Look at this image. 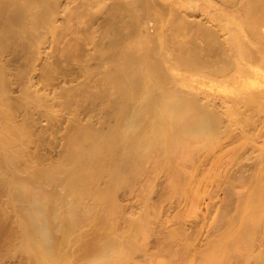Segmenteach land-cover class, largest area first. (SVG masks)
Wrapping results in <instances>:
<instances>
[{
	"label": "bare ground",
	"instance_id": "6f19581e",
	"mask_svg": "<svg viewBox=\"0 0 264 264\" xmlns=\"http://www.w3.org/2000/svg\"><path fill=\"white\" fill-rule=\"evenodd\" d=\"M51 1L56 0H0V56L14 47L17 42L21 44H19V47L25 46L24 43L26 44V41L28 43L29 41L34 42L31 41V39L38 37L36 32L37 28L43 24H48V22L50 23L52 20L51 18L54 19L53 11L54 7L56 8L57 5L54 6L55 4ZM226 2L228 8H237L238 14L235 12L236 15L230 13L231 16H233L232 19H227L225 15H221L219 18H212L219 23L223 22L225 27H230L232 24L235 25L233 28L229 29L234 48L233 56L225 51L226 56L224 57L221 53L216 52L215 48L203 52L197 45L193 43L186 44L176 40L174 37V39L172 38L167 42L160 41V47H158V49H141V46H139L141 43L139 44L135 41V43L131 41V43L126 42V36L123 35L124 33H121L123 31H121V23H119L120 25H113L114 20H111L112 17L107 25L108 28L105 29L107 31H105L104 34V36L109 39L108 46L104 47L99 42L96 50L99 53L97 54L102 56L106 55L103 54L105 53L104 51L108 50L107 52H113L112 49H117L119 47V51H117L118 49L116 50L117 53L114 51L113 54L109 52L111 55H107L108 64L110 66L106 69L104 79L107 82L106 84H109L111 88L110 90H105V88L102 92L99 90L100 97L104 104H111L113 108L112 115L113 117L115 116V123L113 122V127L109 128L106 132L95 130L92 124L90 126L75 125L74 130L71 133L68 132L69 134L67 135V137H69V141L67 140V142L69 143L65 145V147H67V149H65V158L60 164L53 166L50 165L44 166L45 168H40L39 164L37 165L36 162L38 160L37 153L30 150L32 141H39L41 138L39 131L37 132L33 128L36 125L30 126L26 124L28 122L27 119L26 123H16V111L20 108V105L22 106L21 103L24 104L25 102H21V98L18 101L8 97L7 90L12 80H7L8 75H5L6 72L4 69L8 68L10 64L5 68L7 65L5 64V66H3L0 60V131L2 133L0 138V149L1 147L5 149V152L3 150L4 153L0 154V184L7 189L6 191H8L12 198L11 202L17 203L16 208L11 213H1V209L3 208L0 207V254L8 243L11 242L10 244H12L11 239L16 237L15 235L18 233L20 238L17 240L20 239V243L18 242L19 248L17 249L27 254L29 260H35V264H75L79 262L78 259L80 260L81 257V259L84 260V264H134L131 259V254L133 247L136 245V237L137 235L139 237L140 233V236L145 235L143 234L145 233L143 229L145 230L147 226H143L144 222L137 220L131 222L128 227L133 228L134 233H131V228L126 230L125 227L124 229L126 232L124 229L122 231H116L117 227H114L115 225L113 226V224H116L114 218H118L120 214L119 206L114 201L113 191H115L114 188L116 186H120V184L132 177L135 178L137 174L139 175V173H141L140 168L142 164L144 162L146 163L147 160L150 161V159L158 161L161 165L163 164L162 166H166V168L170 165V168L172 167L171 164L174 159L173 161L171 160L173 157H177V153H179V155L181 153L182 156L184 155L182 161H187L190 159V154L192 156L193 151L191 150L195 149L194 152H196V156L198 155L200 161H202L201 163L198 162L201 164V166L199 165L201 171L200 174L198 173L199 176L196 177L197 179L200 177L201 180L204 181V176H211L209 170H213L221 160L230 159L227 160V164L226 160L221 161L223 163L225 162L224 164L228 167L230 163L233 162L232 160H234V158L238 156L242 157L243 154L246 155L245 152L247 153L248 150L254 149L253 151L255 152V150H257L256 153L258 152L257 154H260L259 157L261 156V164L258 162L254 169L258 170L259 167H261L257 172V177H260L261 174L262 178L264 170V95L261 94V90L257 92L252 90L253 88L251 89L253 81L249 79L236 81L237 86L233 88L235 91L232 90L222 95L220 103L216 101L215 98L210 100L208 97H206V99L204 97L205 102L203 98H197V96H192L190 99L188 95H184L180 90V92H178L177 88L174 89L175 87H172V89L167 86L170 75L165 68L166 54H170L174 57L177 65L184 69L193 71L205 70L216 77H226L234 68L239 66L241 59L249 58L252 55L243 41L245 32L248 34L250 33L251 38L255 40L254 42H256L258 46V51L261 53L259 65L264 67V31L262 30L264 28V0H226ZM132 3L134 6L132 5L133 7L130 9L135 12H137L138 8L140 11L144 10L146 12V9L149 7L148 0H132L131 4ZM118 5L119 4H117L116 7H118ZM121 10H123V8ZM120 16L122 17V15ZM134 20L135 19H133V21ZM120 21L121 18L119 22ZM136 21L137 20H135V22ZM186 22V20L181 21L180 19L178 33L182 34L188 29L186 26L188 22ZM124 23H126V21ZM130 25H132V23ZM197 31L211 41L217 37L216 32L206 26L198 25ZM42 36L39 37L41 38ZM15 47L14 49L16 50ZM25 48V50H27L29 46ZM22 50V52L28 51H24V47ZM27 53L30 54V52ZM13 61L14 60H12V62ZM21 69L19 70L22 71L23 69ZM17 72L18 70L15 73ZM254 73L255 72L252 74ZM254 75H256V73ZM22 78L24 79V75ZM225 82L224 80L222 83L224 84ZM219 87L220 86L217 88ZM241 87H243V89ZM249 89H251V92L248 91ZM224 91L226 93L227 89ZM72 94L70 96L75 97V95ZM96 94L99 95L98 93ZM78 96L79 95L76 97L78 98ZM87 96H90V94H87ZM94 96L97 98L95 94ZM110 96H116V99L114 98V100L111 101ZM185 96L188 97L186 98ZM74 97H71V99L75 100ZM71 99L69 100L74 102ZM77 100L79 99L75 101L77 102ZM70 101L68 103H71ZM90 102L92 103V101ZM90 102L88 103L90 104ZM210 104L213 106L212 109L209 108ZM22 107H24V105ZM27 108H25V110ZM47 110L46 113L51 114L53 110L52 106H49ZM256 116L261 117V125L255 124L250 127L252 125L251 122ZM51 122H53V120ZM54 124L55 123L52 125ZM35 128L38 130L37 126ZM56 129H58V127ZM193 143L197 144L194 149L192 147ZM85 144H87V146ZM190 147L192 148L190 149ZM181 149L184 150V154L180 151ZM191 159L188 162H190ZM174 162L172 165L176 164ZM188 162L186 163L184 161L183 164L187 165L189 164ZM21 163L25 164V170L29 175L26 179L21 178V176L19 178V175H17L16 168H18ZM245 165H247V163H245ZM179 169L182 171V168ZM143 170L146 169L144 168ZM72 172H80L81 176L79 175L80 178L77 181L72 182L71 178H68L69 175H71V177L74 175V173L71 174ZM196 172L198 171L194 173ZM181 173L183 174L184 172L182 171ZM181 173L179 171L177 175L181 176ZM187 173L186 169V174ZM214 174L216 175L217 173H213V175ZM200 175H202L203 178ZM187 178L191 179L189 176ZM56 179L63 182L62 184H65V188L67 189V192H64V194L66 193L65 195L61 194L63 199L66 197L67 193H69L71 197L68 196L71 201H65V199L63 200L60 196L56 198V195L54 197L53 193H48L49 191L46 192L42 190V188L38 189H41L40 191H36L40 182H53ZM73 179L74 178H72V180ZM179 179L180 177L178 180ZM206 179L208 178L206 177ZM235 181L237 182L236 179ZM205 182L202 183V181H200L198 187L201 186L202 188V184L205 185ZM262 182L263 181H261V183L259 181H252L251 183L253 184L251 187L249 186L250 190L248 194L245 196L241 195L240 197V199H242L241 202H238L241 210L238 219L240 225L239 230L237 229V232L232 235L226 234L227 236H225L223 234L224 237L221 238L223 241H220L219 244L216 243V245L211 247L206 253L203 252L205 254L203 255L204 257H201L202 260L199 264H222L224 260L223 257H226L224 254H226L225 251L227 247L232 245L233 242H237V244L238 242L242 243L245 247L247 245L249 246L252 243L249 241L256 235L258 228H264V183ZM196 183L197 182H195L194 185ZM240 184L241 183H238L237 185ZM233 185L237 186L236 183ZM237 187H241V185ZM230 188L229 190H231ZM202 189L199 192H202ZM186 191H188V189ZM232 193H234V190ZM184 194L186 195V192ZM58 197L60 198L58 199ZM55 198L61 200L57 202ZM113 219L114 223L111 222ZM149 219L151 220V218ZM57 230L61 233V238L56 236ZM103 230L106 232L105 234ZM78 231L81 233L77 237L78 239L76 238L78 241H75V243L79 242L80 245L78 246L80 247H78L79 253L75 254L78 255V257L81 255L80 258L62 252V249H64L62 246L73 241L71 238V241H69V236ZM123 231L125 232L124 236H126L128 232L133 234H127L128 236L126 239L129 238L128 241L123 240ZM77 235L78 233L76 236ZM71 237L75 238V236ZM232 246H235L234 243ZM6 249H8V247ZM240 249H242V247ZM243 250L246 251V249ZM246 254L248 255V252ZM228 255H230V253Z\"/></svg>",
	"mask_w": 264,
	"mask_h": 264
},
{
	"label": "rangeland",
	"instance_id": "374dc122",
	"mask_svg": "<svg viewBox=\"0 0 264 264\" xmlns=\"http://www.w3.org/2000/svg\"><path fill=\"white\" fill-rule=\"evenodd\" d=\"M131 1H51L55 4L54 6L57 5L56 8L54 7V11L56 12L53 11L54 19L51 18L52 22L50 21V23L48 22V24H43L37 28L36 32L38 37L31 39V41L34 42L29 41V45V43L26 41V44L24 43L25 46L20 47V43L18 44L17 42V44L15 43L14 45V47L16 45L18 46L15 47L16 50L14 49V47H12L13 49L11 48L9 51L1 54L0 60L2 61L3 66H5L6 64V68L10 64L6 69H4L3 67L4 71L6 72L5 75H8L7 80H12L9 84L10 87H8L7 90L9 95L8 97L10 99L18 101L21 98L23 101H20L26 103H21L22 106L24 105V107L20 105V108L17 109L15 114V121L16 123L19 122L20 124L21 122L26 123L28 120L26 124L30 126L36 125L38 128L37 130L35 128L36 126L33 127L37 132L39 131L41 138L39 139V141H32L30 150L37 153L38 160L36 162L37 165L39 164L40 168H43L44 166L46 167L50 165L53 166L56 164H60V162L63 161L66 155L65 149H67L65 145H68L69 143L67 142V140L69 141V137H67V135L74 130L75 125L90 126L92 124V127L95 130L97 129L101 132H106L107 130H109V128L113 127L115 123V116L113 117L112 115L113 108L111 107V104H104L100 97V91L102 92L105 88V90H110L111 88L109 84H106L107 82L104 79L106 69L110 66L108 64L109 61L107 60V55L113 54L114 51L117 53V51H119V47L117 48L118 50L114 48L115 50L112 49L113 52L109 51L111 52V54L107 52L108 50H103L105 52L103 54L106 55L102 56L98 55L99 53L96 50L97 44L99 42L104 47L108 46L109 39L108 37H105L104 34L105 31H107L105 29L108 28L107 25L112 17L113 18L111 20H114L113 25H120L119 23H121V31L123 30L121 33H124L123 35L126 36V42L129 43L131 41L133 43H141V45H139L141 46V49H158V47H160V41L167 42L174 37L176 40L184 42L186 44L193 43L197 45L203 52H206L208 49L215 48V51L221 53L224 57L226 56L225 51L228 52L229 55L233 56L234 48L231 41V34L229 32V29L233 28L235 25L232 24L230 27H225V24L223 22L219 23L212 18H219L221 17V15H225L227 19H232L233 16H231L230 13L238 14L237 8H228L226 0H148L149 7L148 9H146V12L144 10L140 11L139 8L137 9V12L131 11L130 8L134 6L133 3L131 4ZM117 4H119L118 7H116ZM113 8L116 9L114 10ZM122 8L123 10H121ZM132 14H134L136 17ZM120 15H122V17ZM118 17L121 18L120 22V18ZM133 19L137 21L135 22V20L133 21ZM180 19L181 21L186 20L188 22V25H186L188 29L182 34L178 33V28H180ZM125 21L126 23H124ZM122 22L123 25L125 24L124 26L122 25ZM131 23L133 26L130 25ZM198 25L206 26L207 28L214 30L217 36L215 39L217 40L214 39L211 41L202 36L197 31ZM262 30L264 31V28ZM39 36L42 37L40 38ZM243 41L252 55L249 58L241 59L239 66L234 68V70H232L226 77H216L205 70L193 71L184 69L177 65L174 57H172L170 54H166L165 68L170 75V80L167 83V86H169L170 88L175 87L174 89L177 88L178 92H183L184 95H188L190 99L192 98V96H197V98H203V101L205 102L204 97L205 99L206 97H208L210 100L215 98L216 101L220 103L221 96L229 93V91L234 90L233 88L237 86L236 81L249 79L253 81L252 84L254 85V87L252 85L251 89L253 88L252 90L257 92L261 90V94L264 95V67L259 65L261 53L258 51V46L256 42H254L255 40L251 38L250 33H244ZM26 46H29L30 51L29 49H27L28 51L25 50ZM21 47H24V51L30 52V54L27 52H22L23 50ZM12 60L14 61L12 62ZM24 65L26 66V68ZM19 69H21L22 71H20ZM17 70L18 72L15 73ZM252 71L255 72L256 75H254L255 73L252 74ZM15 74L19 75L16 76ZM23 75L24 79L22 78ZM224 80L226 82L223 84L222 82ZM217 85L220 87L217 88ZM241 88L243 89V87ZM225 89H227L226 93L224 91ZM251 89H249L248 91L251 92ZM80 90L83 91L81 92ZM90 92H93L92 95ZM72 93L75 95V97L70 96ZM96 93H98L99 95H97ZM87 94H90V96H87ZM94 94L97 98H95ZM77 95H79L78 98L76 97ZM188 96L185 97L187 98ZM71 97H74L75 100H79H77L76 102L75 100L71 99ZM110 97L111 101L114 100V98L116 99V96ZM68 98L73 100L75 103L71 102ZM88 98L90 99V101H92V103ZM68 100L71 103H68ZM88 102H90V104ZM49 106H52L53 108L51 114L46 113ZM25 108L27 109L25 110ZM209 108L212 109L213 106L210 104ZM52 120L53 122H51ZM53 123H55L57 126L55 124V126L52 125ZM251 123L252 125L250 127L254 126L255 124L261 125V117H254ZM55 127H58V129H56ZM1 135L2 133L0 131V138ZM85 145L87 146V144ZM196 146V143L192 144L193 149L196 148ZM192 147H190V149ZM3 150L5 152V149H2L1 147L0 154L4 153ZM253 150H248L247 153L245 152L246 155L243 154L244 156L242 155V157L238 156L234 158V160H232L233 162H231L230 166L228 167L226 164L227 160L230 159L221 160H226V164H224L225 162L223 163L220 161L213 170L208 169L211 172L209 173L211 174V176L207 175L204 176L205 178H203L202 175H200L204 179V181L201 180L200 177V179H198L202 181V183L206 181L204 183L205 185L202 184L203 189L201 188V186L198 187L200 181L197 179V177L199 176L198 173L200 174L201 171V167H199V165L201 166L200 163L202 161H200L198 155L196 156V152H194L195 149L191 150L193 152L192 156L190 154L189 157L190 159L192 158L190 162H188L190 160L189 158V160L187 161H182L184 155L182 156L180 153V155L182 156L181 157L179 153H177L178 155L176 158L178 162L176 161V158L173 157L171 161H173L174 159L175 162H173L176 164L172 165L173 162L172 164L170 163L174 168L173 169L172 167H170L172 170L169 168L170 165L166 168V166H162L163 164L161 165V163L156 160H147L148 162L146 161V163H143L144 165L142 164L140 168L141 173H139V175L137 174V176L135 175V178H130L129 180L124 182L125 184L122 183L120 184V186H116L115 188L117 189L114 188L115 191H113V196L114 201L119 206L120 214L118 215V218H114L116 224H113V226L115 225L114 227H117L116 231H122L124 227L126 230L130 229L131 227H128L131 222H135L137 220L142 221L144 222V224H146H143V226H147L145 230L143 229V231H145V233L143 234L145 235L142 234L143 236H140L141 233L139 235V237L143 241L138 237V235V238L136 237V245L134 244L135 246L133 247L131 254L133 263L196 264L197 262V264H199V262H201L202 260L201 257H204L203 255L206 253V251H209L211 247L216 245V243L219 244L220 241L222 242L223 239L221 240V238H223L224 235H232L237 232L236 230H239L240 228L238 219L241 210L238 202H241V195L245 196L246 194H248L250 187L253 184L251 183L252 181H259L260 183L261 181H263L262 183H264V170L261 178V174L260 177H257V172L259 169H261V167H259L258 170L254 169L256 168L255 166L258 162L259 164H261V156L259 157L260 154L258 155V152L256 153L257 150H255V152ZM180 151L182 152V154H184L183 149H181ZM194 155L196 156V159ZM251 157H253L254 159ZM184 161L186 163L188 162L190 165H184ZM245 163H247V165H245ZM146 164L147 166L145 167ZM24 166L25 164L21 163L20 166L16 168V171L17 175H19V178L21 176V178L26 179L29 175L25 170L26 167ZM142 168H145L146 170H143ZM179 168H182V171L185 173H183L184 175L181 173L182 171ZM186 169L188 172L187 174ZM179 171L181 173V176L177 175ZM193 171L198 172L194 173ZM207 172L208 171L206 170V173ZM212 172L217 174H214V176ZM73 173L74 172H72L71 174ZM75 174H77L78 176ZM79 175L81 176L80 172H75L72 177L71 175H69L68 178H71V181L74 182L80 178ZM188 176L191 179H194L191 180L187 178ZM179 177L180 179L178 180ZM206 177L209 180L206 179ZM72 178L74 179L72 180ZM235 179L237 180V182L235 181ZM185 180L188 182V184ZM246 180L248 181V184ZM195 182H197L195 184L196 186L194 185ZM62 183L63 182L58 181V179L54 180L53 182L43 181L42 183L40 182V185L39 187H37L36 191L39 188H42V190L46 192L49 191L48 193H53L54 197L56 195V198L57 196H60L63 199V196H61V194L65 195L66 193L64 194V192H67V189L65 188V184ZM235 183L236 185L238 183H241V187H237L240 185L234 186L233 184ZM229 188L231 190L234 188V193H232L233 190L231 192ZM235 188L237 189V192ZM187 189L188 191H186ZM201 189L202 192H199L201 191ZM6 190L7 189L2 184H0V207L3 208L1 209V213H11L17 206V203L11 202L12 198ZM185 192L186 195L184 194ZM68 195L70 196V194L67 193L66 197H64L65 201H71L69 199L71 196L69 197ZM60 197H58V199ZM58 199H56L57 202L61 200ZM149 218H151V220ZM114 219L111 222L114 223ZM232 226L235 228H233ZM131 229L132 231H128L134 233V229ZM124 231L122 232L123 236L126 232ZM77 233L78 235L76 236ZM77 233L74 232L69 236V241H73H71V243L68 242V244L63 245L62 248L64 249H62V252L80 258V254V257L75 254L79 253L78 247H80L78 246L80 245V243H75V241H78L77 237L81 232L78 231ZM105 233L106 232L104 231V234ZM263 233L264 228H258L255 235L256 237L254 236L253 239L249 241L250 243H252L249 246L247 245L248 247H245L242 243L238 242L237 244V242H233L235 246H232V243V245L226 248V254H224V256L226 257H223L224 260L222 261V264H264ZM127 234L123 237L124 241L129 240V238L126 239V237L130 234ZM15 236L16 237L14 238L16 239H11L12 244H10L11 242L8 243V245L4 247L5 249H3V251L1 252L0 264H35V260H29L27 254H25L22 250L17 249L19 248L18 244L20 243V239H17L20 238V236L18 233ZM56 236H58V238H61V233L58 232V230ZM71 236H75V238ZM7 247L8 249H6ZM241 247L242 249H240ZM243 249H246V251ZM245 252H248V255ZM229 253L230 255H228ZM81 258L80 260L78 259V263H75V260L77 259L74 258V263L84 264V260H82Z\"/></svg>",
	"mask_w": 264,
	"mask_h": 264
}]
</instances>
